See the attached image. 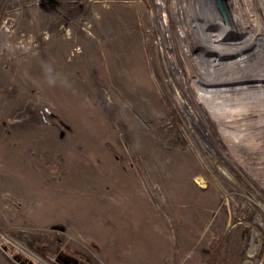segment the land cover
<instances>
[{
  "label": "rangeland",
  "instance_id": "rangeland-1",
  "mask_svg": "<svg viewBox=\"0 0 264 264\" xmlns=\"http://www.w3.org/2000/svg\"><path fill=\"white\" fill-rule=\"evenodd\" d=\"M235 1L0 0V264H264V129L190 71L219 15L264 52Z\"/></svg>",
  "mask_w": 264,
  "mask_h": 264
},
{
  "label": "bare ground",
  "instance_id": "bare-ground-1",
  "mask_svg": "<svg viewBox=\"0 0 264 264\" xmlns=\"http://www.w3.org/2000/svg\"><path fill=\"white\" fill-rule=\"evenodd\" d=\"M223 1L224 0H222V7L220 8L224 12ZM228 3L229 6L232 7V11L233 9H240L241 7V3L236 2L235 0L234 2L230 0ZM218 4L220 6L219 0ZM253 4H255V2ZM247 11L250 10L248 9ZM217 19L221 21L220 24L214 22L213 27L209 26L211 30H214L212 32L213 38L207 37L204 42L198 43L199 47L197 44V48L201 51L199 62L202 64V69L198 70L194 66H191L192 69L190 71L194 72L196 77V82L194 84L199 87V91L202 93L205 103L212 109L213 116L218 122H220V124L224 125V127H229L231 125L228 121H243L242 125H240L242 127H237V129H235H239L240 132H236L235 134L234 131L229 132L228 130H225L223 133L229 139L238 142L240 141L239 143H241L245 138V133H242L244 129L248 130L251 126H259L264 129V118H261L262 115H264V91L256 94L260 88H264V82L258 84V86H261L260 88H255L257 87V81L252 80L253 78H256L255 75H260L261 77L264 76V69H261V67H264V52L259 50L260 53L255 55L250 51L249 53H242V51H240L241 46L244 47L247 42H249V38L246 37L247 35L245 34V31L249 27V21L251 20L246 21L241 15L234 12L233 16L231 15L230 22L233 26L232 35H236V37H231V39L226 41L223 40V38L226 37L225 22L221 15H219V18ZM196 23L201 28L203 27L204 23L201 22V24H199L197 21ZM229 24L226 25L229 26ZM234 41L237 42V46L235 45L236 47L233 46ZM253 44L255 43L253 42ZM211 54L215 56L212 57ZM260 56L261 61L259 59ZM212 58L217 59L218 62L212 64L216 62L213 61ZM236 59H244L245 64L241 67L237 64L233 65L231 61ZM226 66H230L229 69ZM215 67L218 69L216 72L219 75L212 72L213 70L211 68ZM185 70L186 72H184V75H187L189 69Z\"/></svg>",
  "mask_w": 264,
  "mask_h": 264
},
{
  "label": "water",
  "instance_id": "water-1",
  "mask_svg": "<svg viewBox=\"0 0 264 264\" xmlns=\"http://www.w3.org/2000/svg\"><path fill=\"white\" fill-rule=\"evenodd\" d=\"M219 2H220V7H222V0H219Z\"/></svg>",
  "mask_w": 264,
  "mask_h": 264
}]
</instances>
